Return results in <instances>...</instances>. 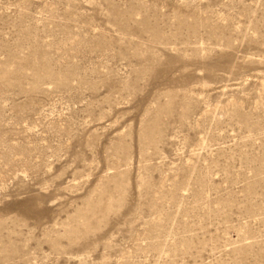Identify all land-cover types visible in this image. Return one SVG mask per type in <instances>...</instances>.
I'll list each match as a JSON object with an SVG mask.
<instances>
[{"label": "rangeland", "instance_id": "obj_1", "mask_svg": "<svg viewBox=\"0 0 264 264\" xmlns=\"http://www.w3.org/2000/svg\"><path fill=\"white\" fill-rule=\"evenodd\" d=\"M0 264H264V0H0Z\"/></svg>", "mask_w": 264, "mask_h": 264}]
</instances>
